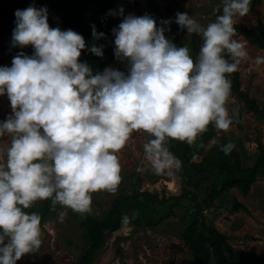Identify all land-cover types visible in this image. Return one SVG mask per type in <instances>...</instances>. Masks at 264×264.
<instances>
[{"label":"clouds","instance_id":"clouds-1","mask_svg":"<svg viewBox=\"0 0 264 264\" xmlns=\"http://www.w3.org/2000/svg\"><path fill=\"white\" fill-rule=\"evenodd\" d=\"M222 3V14L206 27L186 12L176 14L181 30L202 39L195 58L166 37L171 20L158 26L151 15L110 10L123 17L113 29L114 54L127 72L107 67L95 74L80 57L86 48L103 57L102 45L89 48L80 33L51 27L47 7L15 12L12 45L31 46L34 54L20 52L10 67L0 66V96L11 106L0 121V137H10V146L0 149V264L40 250L42 218L25 211L36 202L50 199L52 211L60 205L63 222L69 209L90 214L93 193H116L122 180L117 153L133 132L151 137L143 148L153 173L171 176L182 161L169 140L192 145L209 125L230 129V76L249 58L234 25L251 0ZM92 36L105 33L93 25ZM233 148L229 142L220 150L227 156Z\"/></svg>","mask_w":264,"mask_h":264},{"label":"rangeland","instance_id":"rangeland-1","mask_svg":"<svg viewBox=\"0 0 264 264\" xmlns=\"http://www.w3.org/2000/svg\"><path fill=\"white\" fill-rule=\"evenodd\" d=\"M9 6L47 7L49 19L57 20L62 25V18L54 8L40 0L23 2L21 0H0ZM87 15L95 20L107 18L110 10L124 9V15H151L161 26V21L171 20L170 31L165 35L177 46H188L190 54L195 58L202 44L197 34L189 35L181 30L175 22L176 14L188 13L202 26L214 22L217 15L222 14V0H90ZM219 7L220 12L214 11ZM116 28L123 17L112 16ZM264 23V0H251L250 11L244 17H236L237 34L234 37L242 42L249 58L239 66L241 89L248 91L260 106L264 104V63L256 64L255 58L264 57V49L253 44L242 35L237 24L242 23L250 28H257L259 22ZM169 27V25H163ZM112 29V31H113ZM115 37V36H114ZM0 35V41L2 40ZM5 61L1 66H11ZM109 67L124 68L126 63L119 60ZM230 115H234L233 123L227 132L216 130L215 135L203 142L197 138L191 145V162L207 163V159L219 157L221 145L229 142L234 144L237 158L243 167L254 164L260 153L259 145L264 146V120L246 109L244 102L231 91L227 104ZM11 114L10 101L7 95L0 96V121L6 120ZM203 134V133H202ZM151 139L145 132H133L126 146L117 153L121 164V183L116 193L97 192L92 194L94 211L101 216L112 204V200L120 193L132 194L135 189L157 195V201H149L148 211L160 221L149 225L146 219L138 225L130 218H137L139 212L128 206L124 207V219L120 228L109 234L103 249L97 254L93 264H192L194 256L189 245L183 239L184 230L193 221L196 210L191 194L201 202L200 221L216 227L227 236V243L236 250H248L256 246L259 253H264V177L258 176L250 191L244 194L240 189L232 187L218 196L213 205L207 206L202 200L219 186L214 174L195 173L193 185H187V177L175 171L173 175H156L145 159L143 145ZM10 146V137H0V149ZM142 167L143 171H137ZM205 176V178H203ZM178 197H181L178 199ZM140 202L146 200L140 196ZM234 200L242 202L246 210H235ZM166 202L163 203L162 202ZM161 203V205H160ZM57 211L41 223L42 245L38 252L24 255L17 264H74L82 248L86 246V236L79 226L71 210L63 222L58 219ZM203 214V217L202 215ZM198 217V216H196ZM47 225V227H44ZM214 264V260L211 262Z\"/></svg>","mask_w":264,"mask_h":264},{"label":"trees","instance_id":"trees-1","mask_svg":"<svg viewBox=\"0 0 264 264\" xmlns=\"http://www.w3.org/2000/svg\"><path fill=\"white\" fill-rule=\"evenodd\" d=\"M21 1L29 2L31 0ZM40 2L49 4L62 18L63 23L61 26L57 20L49 19L51 27H59L61 30L72 29L80 33L85 38L89 48L94 43L97 46H103V57L96 56L88 51L87 48L82 50L80 60L87 62L91 66L94 74L102 72L105 68L116 62L117 59L114 54L115 37L112 31L115 20L112 16L99 20L88 17L87 11L90 0H40ZM17 10H22V6H9L0 3V35L3 37L0 41V66L5 61L12 62L13 58L20 52H24L27 55L34 54V49L31 46L21 49L12 45L13 30L16 27L15 12ZM93 25H95L98 32L105 33V37L99 40L94 39L92 36ZM237 28L253 44L264 49V23L262 21L259 22L257 28H250L242 23L237 24ZM119 70L125 72L124 68H120ZM230 80L231 91L244 102L246 109L264 120V104L260 106L256 99L249 95L248 91L241 89L239 70L231 74ZM216 130L214 126L209 125L208 130L197 138L205 142L215 135ZM167 146L170 152L182 161V167L178 171L187 177V185H193L195 173H208L216 176L219 186L216 184L211 189L210 194L202 200V203L208 207L213 205L218 196L232 187L238 188L244 194H247L252 184L256 182L258 176L264 177V146L262 144L259 145L260 153L254 164L248 167L242 166L241 160L237 158L235 148H233L230 155L226 156L220 150V147L218 158H209L207 159V163L200 164L191 162V145L177 140H169ZM190 194L191 199L194 200L193 210H196V215L194 214L193 221L184 230L183 239L192 250L194 256L192 264H212V260H214V264H264V253H259L255 245L248 250H236L227 243V236L225 234L216 227L206 224L204 218L200 221L199 215L197 214L200 212L201 202L196 199L194 194ZM140 196L146 200L140 202ZM157 198V195L149 192H140L138 189H135L132 194H118L112 200L109 209L101 216L95 213L93 201L90 214L81 216L71 210L79 226L84 229L86 236V246L82 248L83 250L74 264H93L97 254L105 246L108 235L120 228L125 217V206L129 205L128 209L131 207L136 212H139L137 218H133L132 215L126 217L130 218L136 224H142L144 219H146L149 225L157 224L160 219H157L153 213L147 210L149 203H151L149 201H157ZM163 203L166 202L163 201ZM61 208L60 205H57L56 210L52 211L51 200L49 199L38 201L25 211L38 213L42 218L41 223H43L52 215H55ZM233 208L238 211L240 209H247L238 200H234ZM201 215L203 217V214Z\"/></svg>","mask_w":264,"mask_h":264}]
</instances>
